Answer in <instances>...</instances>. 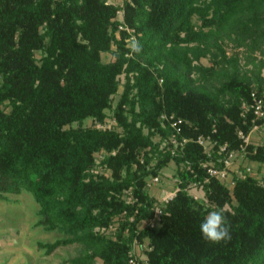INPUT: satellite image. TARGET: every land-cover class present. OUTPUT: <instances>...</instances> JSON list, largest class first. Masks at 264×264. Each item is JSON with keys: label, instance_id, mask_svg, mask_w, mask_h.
<instances>
[{"label": "trees", "instance_id": "16d2710c", "mask_svg": "<svg viewBox=\"0 0 264 264\" xmlns=\"http://www.w3.org/2000/svg\"><path fill=\"white\" fill-rule=\"evenodd\" d=\"M258 7L256 0H124L122 5L0 0V198L31 190L40 204L39 223L65 234L40 242L46 252L78 243L93 251L72 258V264H92L96 256L106 264H264V173L261 178L235 176L231 188L209 175L202 165L207 154L196 140L211 134L220 143L228 141L229 148L239 147V128L248 133L256 120L243 104L250 106L253 89L263 95V87L254 88L252 79L240 74L237 59L225 54L223 60L234 69L218 93L198 88L191 59L178 56L175 48L208 35L194 29L195 15L203 25H214L244 12V33H254L248 37L257 42L264 38ZM133 44L139 52L132 51ZM103 52L112 58L104 60ZM164 59L169 65L156 68ZM122 73L124 87L114 107L118 126L84 125L89 116L104 118ZM210 73L208 68L198 82ZM223 94L228 98L222 100ZM162 113L182 118L176 136L189 137L175 152L153 139L156 133L166 137L176 131L169 120L164 124ZM102 150L110 151L104 162L113 177L89 171ZM154 155L156 163L149 166ZM248 157L263 163L264 144L251 141ZM171 160L182 179L180 189L155 225L140 227L158 201L148 177ZM191 181L205 188L207 208L187 189ZM129 186L134 202L122 197ZM219 208L225 210L231 240L216 244L203 238L199 226L208 211ZM116 219L117 238L97 229ZM146 238L147 258L132 263L135 240Z\"/></svg>", "mask_w": 264, "mask_h": 264}, {"label": "rangeland", "instance_id": "374dc122", "mask_svg": "<svg viewBox=\"0 0 264 264\" xmlns=\"http://www.w3.org/2000/svg\"><path fill=\"white\" fill-rule=\"evenodd\" d=\"M108 1L120 5L124 3V0ZM256 2L259 5L258 12L264 16V0H256ZM244 15L245 13L243 12V14H238L235 19L227 23L214 25H203L201 18L195 15L193 18L195 22L194 29L201 34L208 35H203L200 40L183 41L175 46L178 56L186 55L187 58L191 59V77L198 88H203L212 94L218 93V88L225 82L228 78V74L234 69L232 62L223 60L226 54L228 58L237 59L240 74L251 78L254 88H258L259 86L263 87L262 94L264 96V38L262 39L260 37L256 42L251 37H248L253 36L254 33L252 35H247L246 31L244 33V20H246V16ZM118 16L123 19V9L119 10ZM251 27L254 26L251 24ZM37 54L40 55V53ZM111 58L112 53L103 52L104 60H109ZM167 64V60L164 59L158 61L155 67L165 69ZM208 68L212 69V73H210L211 77L203 82H198ZM120 78L121 84L118 91L113 95L112 107L106 110L104 118L98 119L89 116L85 118L83 122L84 125H95L103 129L118 126L114 107L124 87V73L120 75ZM160 83H164L162 77H160ZM228 96L227 94H223L220 98L225 100ZM244 106L243 104V107ZM244 109H248V106L246 105ZM163 114L164 113H162L161 118L162 121L166 123L167 119H164ZM74 124L78 125L79 122H75ZM118 129L120 130L121 127H118ZM172 134L164 137L160 133H156L153 135V139L155 142H160L161 149L170 148L176 149L177 151L179 148H182L183 145L180 143V147H177L176 142L173 141L171 137ZM255 137H259L258 131H254L251 134V138ZM262 141H264V138L261 142ZM111 152L115 153L116 150ZM109 153L110 151L106 150L97 151L95 153L94 163L89 169L94 176L105 175L107 177H113V168L104 162L105 156ZM140 159L142 163L145 162V156H141ZM156 160L157 157L154 155V159L149 163V166L154 165ZM137 167L138 163H134L133 169H137ZM175 170L174 160H171L162 168L159 173L163 178L162 181L151 187L148 186L150 192L154 196L159 197L165 195L172 188L177 187L178 184L174 179L177 176L174 173ZM254 172L258 178H261L264 173L261 165L260 167L255 166ZM233 174L235 173L233 172ZM149 177H152V175ZM169 183L173 186L172 188L167 187ZM225 183L231 187L228 181H225ZM163 185H166V187L160 193L159 188H164ZM191 192L192 195H197V197L195 196L197 199L207 201V195L203 185L198 184L197 187L191 189ZM5 194V197L0 198V264H72V258L93 251V247L88 245L72 243L59 246L50 253L46 252L45 247L39 245L40 242H52L57 238L64 237L65 234L57 229H47L43 224L39 223L40 204L36 201L31 190L23 189L21 192H6ZM122 197L127 202H134L137 197L133 195V186L132 188H130V186L125 187L122 192ZM165 206L166 202L163 203V207ZM132 218L133 216L129 217V219ZM140 222V227L146 224L144 220ZM119 225L120 221L116 219L114 223L108 226L97 227V229L106 235L117 238V228ZM148 247L147 238L144 241L137 240V242L134 243L133 250L136 261H138V259L144 261L147 258L146 250ZM92 264L106 263L100 256H96Z\"/></svg>", "mask_w": 264, "mask_h": 264}, {"label": "built area", "instance_id": "2783aa9c", "mask_svg": "<svg viewBox=\"0 0 264 264\" xmlns=\"http://www.w3.org/2000/svg\"><path fill=\"white\" fill-rule=\"evenodd\" d=\"M124 24H121L122 28ZM246 106V103H244ZM255 119H259L260 121H256L253 124L250 132L246 133L243 128H239L238 134L242 137V142L237 148H229V142L220 143L217 139L213 138L211 134H200L196 137V140L203 146L205 153L207 154V159L202 162V165L207 169L209 175L217 176L222 181H228V184L232 187L235 183V176L244 177L248 173H252L253 166L247 162L241 163L235 166V162L238 158H248V144L252 141L251 133L253 130H260L264 134V96L260 95L256 89L252 90V102L250 104ZM164 119L169 120L170 124L176 128V131L173 132L172 138L173 141L176 142V146L183 145L189 137L184 136L182 139H178L176 136L177 132H180L181 127L180 123L182 122V118H175L174 114H163ZM165 124V123H164ZM264 144V141L260 142ZM176 149H172V152H175ZM190 167V166H188ZM233 172L235 174H233ZM208 178V177H207ZM162 176L157 174L148 178L147 185L149 187L153 186L156 183H160L162 181ZM226 179V180H225ZM175 182H177V187L172 188L167 194L162 196H157L158 201L152 207L154 214L149 219H143L146 224L150 223L151 225H155L158 220L161 218L164 208L163 203H167L171 200L177 191L180 189V183L182 179L179 176L175 177ZM198 184L196 181H191L188 184L187 189L191 192V189L197 187ZM132 188V186H130ZM193 193V192H191ZM197 197V195L195 194ZM130 201V200H129ZM141 223V222H140ZM140 225V224H139ZM137 242V239L134 243ZM130 261L132 263H136V259L134 257V250H131L130 253Z\"/></svg>", "mask_w": 264, "mask_h": 264}, {"label": "clouds", "instance_id": "9594fccd", "mask_svg": "<svg viewBox=\"0 0 264 264\" xmlns=\"http://www.w3.org/2000/svg\"><path fill=\"white\" fill-rule=\"evenodd\" d=\"M132 51L139 52V46L133 44ZM200 204L207 208L206 200L200 201ZM199 227L203 238L208 242L219 244L231 240L230 225L223 208L208 211Z\"/></svg>", "mask_w": 264, "mask_h": 264}, {"label": "crops", "instance_id": "0c3cea01", "mask_svg": "<svg viewBox=\"0 0 264 264\" xmlns=\"http://www.w3.org/2000/svg\"><path fill=\"white\" fill-rule=\"evenodd\" d=\"M254 131H258V134H259V137H255V138H252V141L253 142H255V143H260L261 142V140H263V138H264V134H263V132H261L260 130H253L252 132H254ZM252 134V133H251ZM170 162V161H169ZM175 162V161H174ZM244 162H247V163H249V164H251L252 166H253V171H252V173H254L255 175H256V173L254 172L255 171V166L256 167H260V165H261V168H262V171H264V162H263V164H261V162L260 161H258V160H254V159H251V158H246V159H244V158H238V160L235 162V166H237V165H239V164H241V163H244ZM255 164H254V163ZM263 165V166H262ZM175 169H176V163H175ZM175 179V178H174ZM164 186V188H159L160 189V193H161V191L162 190H164L165 189V187H166V185H163ZM167 187H169V188H172L173 186L169 183L168 185H167ZM154 191H156V190H154ZM159 193V194H160Z\"/></svg>", "mask_w": 264, "mask_h": 264}]
</instances>
